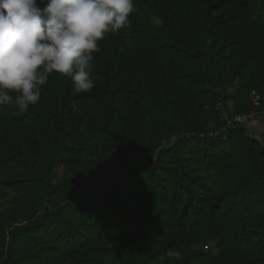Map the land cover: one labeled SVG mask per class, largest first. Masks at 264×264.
<instances>
[{"label":"trees","instance_id":"16d2710c","mask_svg":"<svg viewBox=\"0 0 264 264\" xmlns=\"http://www.w3.org/2000/svg\"><path fill=\"white\" fill-rule=\"evenodd\" d=\"M134 3L130 27L93 53L98 87L73 96L105 123L120 93L137 92L140 107L95 152L65 128L59 73L27 112L0 105V170L18 161L20 130L42 124L50 167L77 168L21 219L0 212V264H264V136L235 127L210 137L208 127L221 87L237 84L236 100L264 95V0ZM207 241L217 253L200 247Z\"/></svg>","mask_w":264,"mask_h":264},{"label":"clouds","instance_id":"9594fccd","mask_svg":"<svg viewBox=\"0 0 264 264\" xmlns=\"http://www.w3.org/2000/svg\"><path fill=\"white\" fill-rule=\"evenodd\" d=\"M134 11V0H0V105L27 112L54 72L92 91L99 41L129 28Z\"/></svg>","mask_w":264,"mask_h":264},{"label":"rangeland","instance_id":"374dc122","mask_svg":"<svg viewBox=\"0 0 264 264\" xmlns=\"http://www.w3.org/2000/svg\"><path fill=\"white\" fill-rule=\"evenodd\" d=\"M53 75L55 76L57 73L54 72ZM94 75L96 77V74ZM61 76V81L64 84L63 88L68 91V100H70V103L61 111L64 114L63 118H65V128L72 132V135L74 138H77L79 143L81 142L87 147L88 153L95 152L96 143L101 144V140L98 138L105 139V136L111 135V133L117 129L118 122L128 106L131 105L135 108L140 107L137 101L136 91H132V93L129 94L120 93L113 103L109 118L104 123V118L102 116H94L89 113L88 107L84 105L87 100H82L80 103L73 100L74 95L85 94V92H75L70 79L64 75ZM98 84L99 82L96 78L94 90L98 87ZM236 85H225L221 87L220 91L222 97L217 100L214 106L218 120L216 123L213 120L208 123L209 129L212 131L209 133V136L215 137L225 133L229 128L236 127L242 128L250 139L260 141L261 137L264 136V95L261 97L256 90H251L245 93L246 98L243 96L241 99L236 100L234 94ZM254 94L260 96V105L255 109L257 115L244 124L228 125V121L232 120L234 116L253 110L252 98ZM60 116L61 114L58 115V117ZM44 126L45 124H42L40 128L33 126V128H36L37 134L31 132L25 134L20 130L18 138L21 140V148L18 161L11 162L0 170V212H7L13 209L16 213L13 218L21 219L23 214L27 212L26 209L29 200L33 199L34 196L45 189L46 185L76 180L77 178L74 175V171L77 168H73L71 165L59 163L50 167V157L46 150V143L53 140V137L52 135L46 137L45 134L41 133ZM192 135V133L186 134V137ZM178 137V135L174 136L171 140L164 141V144H168ZM61 144L63 145L64 141ZM34 178H37V180L32 181ZM6 182L17 183L15 185H9L6 184ZM80 182L81 181L75 183L79 184V190L88 187L89 183L87 181ZM37 217L38 214H35L30 221L36 220ZM27 222L28 220H21V223L17 225L21 226ZM200 247L217 253L214 247V241L203 242L200 244ZM2 259L3 257L0 258V261Z\"/></svg>","mask_w":264,"mask_h":264},{"label":"built area","instance_id":"2783aa9c","mask_svg":"<svg viewBox=\"0 0 264 264\" xmlns=\"http://www.w3.org/2000/svg\"><path fill=\"white\" fill-rule=\"evenodd\" d=\"M253 110L243 113V114H238L237 116H234L232 120L228 121V125H241L244 124L245 122H248L252 118H254L257 114L255 112V109L259 107L260 105V96L257 94H254L253 98Z\"/></svg>","mask_w":264,"mask_h":264}]
</instances>
